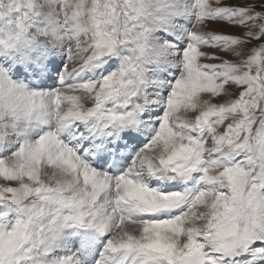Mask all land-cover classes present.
<instances>
[{
	"label": "snow or ice",
	"instance_id": "obj_1",
	"mask_svg": "<svg viewBox=\"0 0 264 264\" xmlns=\"http://www.w3.org/2000/svg\"><path fill=\"white\" fill-rule=\"evenodd\" d=\"M0 264H264V0H0Z\"/></svg>",
	"mask_w": 264,
	"mask_h": 264
}]
</instances>
